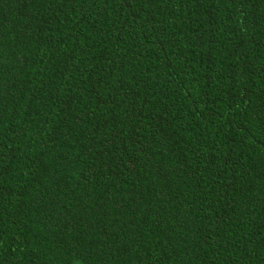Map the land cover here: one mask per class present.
<instances>
[{
  "label": "trees",
  "instance_id": "16d2710c",
  "mask_svg": "<svg viewBox=\"0 0 264 264\" xmlns=\"http://www.w3.org/2000/svg\"><path fill=\"white\" fill-rule=\"evenodd\" d=\"M0 264H264V0H0Z\"/></svg>",
  "mask_w": 264,
  "mask_h": 264
}]
</instances>
